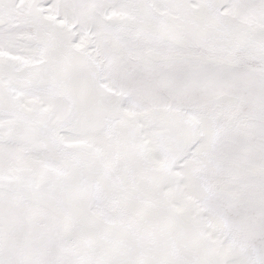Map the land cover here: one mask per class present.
Here are the masks:
<instances>
[{
  "label": "snow or ice",
  "instance_id": "snow-or-ice-1",
  "mask_svg": "<svg viewBox=\"0 0 264 264\" xmlns=\"http://www.w3.org/2000/svg\"><path fill=\"white\" fill-rule=\"evenodd\" d=\"M0 264H264V0H0Z\"/></svg>",
  "mask_w": 264,
  "mask_h": 264
}]
</instances>
